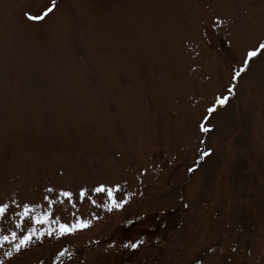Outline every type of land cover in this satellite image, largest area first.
<instances>
[{
	"label": "rangeland",
	"instance_id": "rangeland-1",
	"mask_svg": "<svg viewBox=\"0 0 264 264\" xmlns=\"http://www.w3.org/2000/svg\"><path fill=\"white\" fill-rule=\"evenodd\" d=\"M52 3L0 0V264H264V0Z\"/></svg>",
	"mask_w": 264,
	"mask_h": 264
},
{
	"label": "snow or ice",
	"instance_id": "snow-or-ice-1",
	"mask_svg": "<svg viewBox=\"0 0 264 264\" xmlns=\"http://www.w3.org/2000/svg\"><path fill=\"white\" fill-rule=\"evenodd\" d=\"M54 6H55V3H54V0H53V3L50 4L48 8H45V9L43 10V12H42L39 16H36V17H30V18H32V19H37V20H39V19H43V18H44L49 12L52 11V9L54 8ZM26 15H29V14L26 13ZM261 49H264V42H261V43L259 44V47H258L257 49H255V50H250V51L247 53V57L245 58L244 63H245V64L248 63V58H249V57H253V56L256 54V52L259 51V50H261ZM233 78H235V77H233ZM224 99H226V97L218 98L217 101H216V103H217V104H219V103H223ZM215 106H216L215 104L211 105V106L208 108V111H209V112H212V111L214 110ZM207 118H208V117H205V119H207ZM203 130H207V129L205 128V129H203ZM206 154H207V153H205V155H206ZM189 171H191V169H189ZM100 190H102V188H98V189H97V191H100ZM83 191H84V190L82 189V190H81V193H82V194H83ZM64 195H69V193H64ZM115 206H116V207H119V204H116ZM28 208H29V205L25 204V205H24V210L27 211ZM6 210H7V205H5V204H0V213L4 212V211H6ZM88 223H89L88 221H84V222H82V223H75V224H73V225H71V226L61 224V225H60V231H61V232H71V231H73V230L76 229V228H83V227H86V226L88 225ZM2 239H7V237H2ZM29 239H30V236H29V235H24V236L21 238V242H20V243H21V244H24V243L27 242ZM129 246L132 247V248H135V247H137V244H136V243H132V244H130ZM17 247H19V245H17Z\"/></svg>",
	"mask_w": 264,
	"mask_h": 264
}]
</instances>
